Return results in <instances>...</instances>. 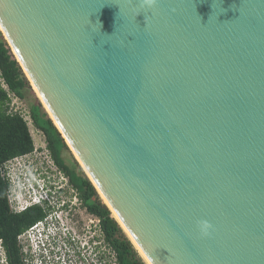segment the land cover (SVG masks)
<instances>
[{"label":"water","instance_id":"95a60500","mask_svg":"<svg viewBox=\"0 0 264 264\" xmlns=\"http://www.w3.org/2000/svg\"><path fill=\"white\" fill-rule=\"evenodd\" d=\"M0 31L153 264H264V0H0Z\"/></svg>","mask_w":264,"mask_h":264},{"label":"built area","instance_id":"2783aa9c","mask_svg":"<svg viewBox=\"0 0 264 264\" xmlns=\"http://www.w3.org/2000/svg\"><path fill=\"white\" fill-rule=\"evenodd\" d=\"M0 84L9 92L11 110L20 112L28 124L33 121L30 110L23 112L15 105L22 98L9 90L1 71ZM39 149L35 144L33 152L9 160L3 170L9 183L7 200L11 211L21 213L33 207L42 211L17 236L23 263L121 264L118 250L107 238L103 218L90 211L70 176L59 168L51 153L48 152L46 159L36 153ZM46 164H55L57 169H49ZM0 264H10L2 238Z\"/></svg>","mask_w":264,"mask_h":264},{"label":"trees","instance_id":"16d2710c","mask_svg":"<svg viewBox=\"0 0 264 264\" xmlns=\"http://www.w3.org/2000/svg\"><path fill=\"white\" fill-rule=\"evenodd\" d=\"M0 71L9 90L24 98V90L30 86L19 61L0 31ZM9 92L0 84V238L8 250L10 264H24L17 243L18 234L42 215L38 207L21 213L11 211L7 191L9 183L4 175V165L11 159L31 153L35 149L34 137L25 117L20 112L11 110ZM30 113L36 128L45 135L47 148L60 169L69 176L90 211L103 218V227L107 238L118 250L121 264H147L130 238L126 236L117 219L111 216L112 211L104 203L96 187L86 175L77 160L71 164L64 156V150H70L65 138L49 117L41 103L30 107Z\"/></svg>","mask_w":264,"mask_h":264},{"label":"rangeland","instance_id":"374dc122","mask_svg":"<svg viewBox=\"0 0 264 264\" xmlns=\"http://www.w3.org/2000/svg\"><path fill=\"white\" fill-rule=\"evenodd\" d=\"M38 103H41L42 106L44 107L40 97L38 96L36 90L34 89V87L32 86V84L30 83V86H28L27 88H25L24 90V98L21 99V101L18 103V104H15L16 106L18 105L20 109L23 110V112H28L30 110V107L34 104H38ZM44 109L47 111L46 107H44ZM48 112V111H47ZM49 115V114H48ZM29 126H30V130H31V133L34 137V141H35V144L37 147H39V151H37L36 153L39 155V156H46V159H47V156L49 155V151L48 149L46 148L47 146V142H46V139H45V135L43 134V132L41 130H39L38 128H36V126L34 125L33 121H30L29 122ZM64 156L66 157V159L71 163L73 164V158L75 160H77L76 156L74 155V153L72 152V150H64L63 152ZM50 158V156H49ZM50 160H52L50 158ZM78 161V160H77ZM79 163V161H78ZM80 164V163H79ZM81 166V164H80ZM46 167L47 168H51L53 170L57 169V166L54 164V165H48L46 164ZM98 194L100 195L99 191L97 190ZM101 197V195H100ZM102 198V197H101ZM104 201V200H103ZM105 203V202H104ZM106 204V203H105ZM107 205V204H106ZM109 207V206H108ZM124 230V229H123ZM124 233L126 234V232L124 231ZM126 236H128L126 234ZM129 238V237H128ZM135 246V245H134ZM137 249V248H136ZM139 252V251H138ZM141 255V254H140ZM145 260V259H144ZM146 261V260H145ZM147 263V262H146ZM148 264V263H147Z\"/></svg>","mask_w":264,"mask_h":264},{"label":"bare ground","instance_id":"6f19581e","mask_svg":"<svg viewBox=\"0 0 264 264\" xmlns=\"http://www.w3.org/2000/svg\"><path fill=\"white\" fill-rule=\"evenodd\" d=\"M32 86L34 87V89L36 90L38 96L40 97L41 101L44 103L47 111L49 112V114L53 117L52 113L50 112L49 108L47 107V105L45 104L41 94L39 93L38 89L36 88L35 84L32 83ZM72 148V147H71ZM76 158L79 160L80 164L83 166L84 170L86 171V173L89 175V177L91 178V180L93 181V183L95 184L97 190L99 191L102 199L104 200V202L106 204H108L109 208H111L112 210V214L113 216L117 219V221L119 222V224L121 225V227L124 229V231L126 232V234L128 235V237L130 238V240L133 242V244L135 245V247L137 248V250L139 251V253L141 254V256L146 260V262L148 264H153L150 259L148 258V256L145 254V252L143 251V249L140 247V245L138 244V242L135 240V238L132 236L131 232L128 230V228L126 227V225L123 223V221L121 220V218L119 217V215L117 214V212L115 211V209L112 207V205L109 203L108 199L106 198V196L104 195V193L100 190V188L97 186V184L95 183V181L93 180L92 176L90 175V173L88 172V170L86 169V167L84 166L83 162L80 160L79 156L76 154L75 150L72 148Z\"/></svg>","mask_w":264,"mask_h":264},{"label":"clouds","instance_id":"9594fccd","mask_svg":"<svg viewBox=\"0 0 264 264\" xmlns=\"http://www.w3.org/2000/svg\"><path fill=\"white\" fill-rule=\"evenodd\" d=\"M143 3L148 7H154L158 3V0H143ZM197 228L200 234L205 237L210 236L214 230L212 223L206 219L199 220L197 222Z\"/></svg>","mask_w":264,"mask_h":264}]
</instances>
